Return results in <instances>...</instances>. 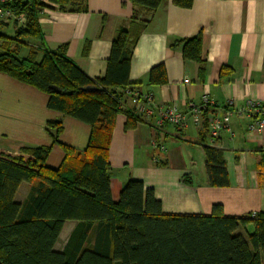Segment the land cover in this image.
<instances>
[{"label":"crops","instance_id":"crops-1","mask_svg":"<svg viewBox=\"0 0 264 264\" xmlns=\"http://www.w3.org/2000/svg\"><path fill=\"white\" fill-rule=\"evenodd\" d=\"M87 7L86 11L43 7L39 22L47 46L66 45L69 58L96 79L104 76L112 41L121 27L128 26L134 7L130 0H87ZM136 10V21L145 26L133 48L128 86L184 111L208 92L217 108L203 113L198 122L191 117L185 128L142 120L127 128L126 114L119 112L108 153L114 199L129 179H139L154 190L165 213L210 215L214 205L234 217L264 212V131H250L254 119L239 113L231 116L230 131H223L214 143L207 130L213 112L237 110L249 98L264 99V0H193L188 8L161 0L155 10ZM15 29L0 25V32L8 35ZM197 34L203 41V77L199 63L183 56L182 41ZM27 54L28 48L22 46L19 55ZM157 64L164 65L166 82L153 85L148 74ZM48 100L47 93L0 71V149L19 152L47 145L51 149L46 164L57 168L67 155L87 148L91 126L49 108ZM208 146L223 152L226 186L207 182ZM30 187L22 182L15 199L24 200ZM247 230H254L252 221Z\"/></svg>","mask_w":264,"mask_h":264},{"label":"trees","instance_id":"trees-1","mask_svg":"<svg viewBox=\"0 0 264 264\" xmlns=\"http://www.w3.org/2000/svg\"><path fill=\"white\" fill-rule=\"evenodd\" d=\"M130 1L133 17L113 39L106 72L96 79L69 58L66 45L50 49L39 22L43 7L86 11L87 0L4 4L26 21L13 35L0 32V71L47 93L49 108L92 130L87 148L67 155L57 168L46 164L50 146L0 149V264H264V212L234 217L214 205L210 215L165 213L154 190L139 179H129L114 199L108 153L116 116L125 112L127 128L141 121L134 108L120 107L129 87L133 48L145 26L136 21V8L155 10L161 3ZM173 1L185 8L193 3ZM182 42L184 58L199 63L203 77L201 34ZM22 46L28 48L24 57L19 55ZM148 81L166 82L163 64L150 69ZM57 126L60 131L61 124ZM205 154L208 184L228 185L223 152L208 146ZM184 181L192 183L189 177ZM22 182L31 187L17 201ZM67 221L75 225L58 251L55 245ZM251 221L254 230L248 232Z\"/></svg>","mask_w":264,"mask_h":264},{"label":"built area","instance_id":"built-area-1","mask_svg":"<svg viewBox=\"0 0 264 264\" xmlns=\"http://www.w3.org/2000/svg\"><path fill=\"white\" fill-rule=\"evenodd\" d=\"M14 0H0V25H10L20 27L25 24L26 18L24 14L18 15L11 8L4 6L5 3ZM134 108L137 115L142 121L152 122L157 125L170 123L177 128H185L189 119L192 117L196 122L200 120L205 111L210 108H217V104L208 92L202 95L201 102L196 104L189 102L188 110L184 111L175 105L165 106L155 102L154 95L150 92H142L135 87H127L125 89V97L120 100V107L127 109L130 105ZM234 113L245 114L254 120L249 124L250 131H264V99L249 98L237 110H228L224 113L213 112L207 118V130L212 143L218 139L225 130L230 131V120ZM233 135V133L231 134ZM163 148V147H162ZM255 214V212H253Z\"/></svg>","mask_w":264,"mask_h":264},{"label":"rangeland","instance_id":"rangeland-1","mask_svg":"<svg viewBox=\"0 0 264 264\" xmlns=\"http://www.w3.org/2000/svg\"><path fill=\"white\" fill-rule=\"evenodd\" d=\"M72 225H73L72 221H68L67 223H65V225L63 227V230H62V232H61V234L59 236V239H58V241H57V243L55 245V249L56 250L60 251V250L63 249L64 244H65V242H66V240L68 238V236H67L68 235V233H67L68 232V228L70 226H72Z\"/></svg>","mask_w":264,"mask_h":264}]
</instances>
